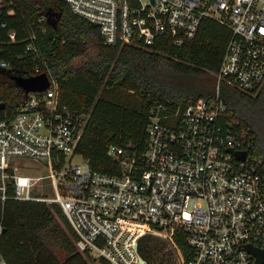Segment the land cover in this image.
I'll return each instance as SVG.
<instances>
[{
    "label": "built area",
    "instance_id": "2783aa9c",
    "mask_svg": "<svg viewBox=\"0 0 264 264\" xmlns=\"http://www.w3.org/2000/svg\"><path fill=\"white\" fill-rule=\"evenodd\" d=\"M65 1L109 44H152L167 34L181 45L197 35L206 17L226 25L232 35L215 95L189 101L170 123L153 117L141 156L110 145L120 171L108 173L77 152L89 114L61 103L49 73L50 86L42 91L25 93L17 86L23 91L18 112L0 110V199L58 206L90 264H150L140 250L147 236L174 246L180 264H257L250 248L264 251L261 160L251 156L255 134L228 109L221 84L243 92L264 84V0ZM41 72L36 66L32 75ZM76 156L81 161L73 162ZM19 157L37 160L50 173L20 170L12 165ZM44 178L55 195L33 193ZM178 231L190 246L188 259L175 242ZM0 264H7L1 256Z\"/></svg>",
    "mask_w": 264,
    "mask_h": 264
},
{
    "label": "trees",
    "instance_id": "16d2710c",
    "mask_svg": "<svg viewBox=\"0 0 264 264\" xmlns=\"http://www.w3.org/2000/svg\"><path fill=\"white\" fill-rule=\"evenodd\" d=\"M0 1V62L8 63L0 65V103L14 116L23 91L13 78L32 75L39 66L58 82L61 103L89 114L77 152L98 171H120L108 153L110 145L141 156L153 117L170 123V116L189 101L215 95L216 74L232 32L214 18H204L197 35L181 45L167 34L152 44H109L99 27L74 13L65 0ZM48 10L60 14L56 26L41 20ZM221 95L255 134L251 156L261 160L264 194V84L243 92L223 82ZM8 192L12 196V188ZM0 224V256L7 264H90L54 204L0 199ZM175 242L188 259L190 246L182 231L175 233ZM140 250L150 264H178L174 246L162 238L147 236Z\"/></svg>",
    "mask_w": 264,
    "mask_h": 264
},
{
    "label": "water",
    "instance_id": "95a60500",
    "mask_svg": "<svg viewBox=\"0 0 264 264\" xmlns=\"http://www.w3.org/2000/svg\"><path fill=\"white\" fill-rule=\"evenodd\" d=\"M47 20L51 26H56L57 21L60 17V14L56 12H51L48 10L45 13ZM57 17V18H55ZM96 26V24H94ZM15 84L20 87L25 93H28L30 91H42L50 86L51 80L46 71L41 72L37 75H31V76H23V75H17L14 76ZM5 108V103H0V110ZM229 151H232V149H229ZM246 156L245 152L241 153L240 158L244 159ZM4 231V228H3ZM258 257L257 264H263L264 263V251H261L259 249H252L250 248ZM144 263V261H143Z\"/></svg>",
    "mask_w": 264,
    "mask_h": 264
},
{
    "label": "rangeland",
    "instance_id": "374dc122",
    "mask_svg": "<svg viewBox=\"0 0 264 264\" xmlns=\"http://www.w3.org/2000/svg\"><path fill=\"white\" fill-rule=\"evenodd\" d=\"M81 161V158L79 156L74 157L73 162H79ZM12 165L17 166L20 170L22 171H32L31 173L35 172L37 173L36 175H47L50 173V168L46 167L45 165L41 164L37 160L33 158H28V157H19L15 158L12 162ZM49 178H44L42 180L41 186L39 188H36L33 190L34 194H44V193H49L50 195H55V191L51 186ZM176 252V251H175ZM174 260L179 262V258L176 254V257H174Z\"/></svg>",
    "mask_w": 264,
    "mask_h": 264
},
{
    "label": "bare ground",
    "instance_id": "6f19581e",
    "mask_svg": "<svg viewBox=\"0 0 264 264\" xmlns=\"http://www.w3.org/2000/svg\"><path fill=\"white\" fill-rule=\"evenodd\" d=\"M6 107V106H5Z\"/></svg>",
    "mask_w": 264,
    "mask_h": 264
}]
</instances>
